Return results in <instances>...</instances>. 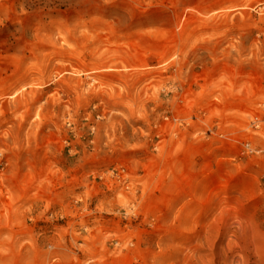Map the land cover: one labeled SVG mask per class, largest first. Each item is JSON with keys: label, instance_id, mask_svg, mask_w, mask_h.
<instances>
[{"label": "rangeland", "instance_id": "374dc122", "mask_svg": "<svg viewBox=\"0 0 264 264\" xmlns=\"http://www.w3.org/2000/svg\"><path fill=\"white\" fill-rule=\"evenodd\" d=\"M264 264V0H0V264Z\"/></svg>", "mask_w": 264, "mask_h": 264}, {"label": "bare ground", "instance_id": "6f19581e", "mask_svg": "<svg viewBox=\"0 0 264 264\" xmlns=\"http://www.w3.org/2000/svg\"><path fill=\"white\" fill-rule=\"evenodd\" d=\"M235 264H239V263H235Z\"/></svg>", "mask_w": 264, "mask_h": 264}]
</instances>
